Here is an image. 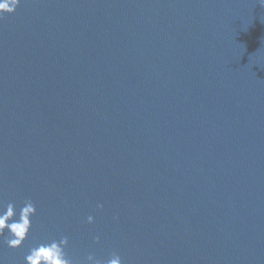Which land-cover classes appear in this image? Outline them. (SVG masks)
I'll list each match as a JSON object with an SVG mask.
<instances>
[{
  "label": "water",
  "instance_id": "95a60500",
  "mask_svg": "<svg viewBox=\"0 0 264 264\" xmlns=\"http://www.w3.org/2000/svg\"><path fill=\"white\" fill-rule=\"evenodd\" d=\"M27 199L3 264L61 235L81 264H264V7L21 0L0 19V200Z\"/></svg>",
  "mask_w": 264,
  "mask_h": 264
},
{
  "label": "clouds",
  "instance_id": "9594fccd",
  "mask_svg": "<svg viewBox=\"0 0 264 264\" xmlns=\"http://www.w3.org/2000/svg\"><path fill=\"white\" fill-rule=\"evenodd\" d=\"M21 0H0V19L4 14L15 12ZM257 3L264 7V0H257ZM102 208L103 205H98ZM36 205L31 199L23 202L17 213L15 203H4L0 200V246L6 245L8 248L17 249L24 245L32 228V218L36 215ZM87 223H94V217L89 215ZM99 243V237L95 238ZM69 238L61 235L57 238H47L41 242L29 247L24 257L25 264H81L80 261L74 260L68 252ZM87 264H123L122 258L115 252L107 261L97 259L89 254L86 258ZM0 264L3 260L0 259Z\"/></svg>",
  "mask_w": 264,
  "mask_h": 264
}]
</instances>
